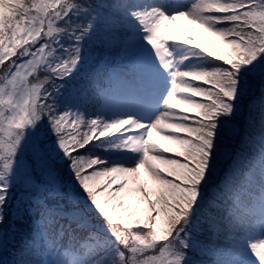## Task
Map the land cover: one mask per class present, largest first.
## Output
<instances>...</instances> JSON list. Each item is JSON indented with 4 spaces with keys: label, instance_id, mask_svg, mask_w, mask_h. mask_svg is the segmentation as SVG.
<instances>
[{
    "label": "trees",
    "instance_id": "obj_1",
    "mask_svg": "<svg viewBox=\"0 0 264 264\" xmlns=\"http://www.w3.org/2000/svg\"><path fill=\"white\" fill-rule=\"evenodd\" d=\"M124 1L0 0V91L9 112L22 95L42 118L41 154L63 173L44 177L63 180L60 191L77 193L85 213L115 219L114 228H97L77 213L73 196L21 194V167L0 170V264H56L67 250L80 253L81 264H257L262 256L249 240L264 203V0L210 4L222 32L197 53L205 68L192 80L197 103L183 106L182 150L166 145L182 166L159 164L158 180L146 176L140 186L141 200L128 194V181L109 189L122 170L112 161L125 149L126 128L99 113L106 93L123 95L132 83L114 69L135 72L127 34L136 28L121 17L134 11ZM69 3L81 8L79 23L58 22L70 16ZM188 152L196 153L193 164L184 161ZM24 158L35 160L28 151ZM11 195L22 204L18 218L14 206L5 208ZM89 240L95 252L86 251Z\"/></svg>",
    "mask_w": 264,
    "mask_h": 264
},
{
    "label": "rangeland",
    "instance_id": "obj_2",
    "mask_svg": "<svg viewBox=\"0 0 264 264\" xmlns=\"http://www.w3.org/2000/svg\"><path fill=\"white\" fill-rule=\"evenodd\" d=\"M46 1L39 0L38 6ZM53 1L55 0H48L49 5ZM157 1L142 0V4L139 2L138 11L142 18L138 20L142 24L143 32L130 38L132 43H154L155 40L157 43L160 42L152 51L149 48H142L139 52H149L156 55L153 63L156 77L151 79L152 88L149 90L146 88L142 93L133 92L132 95L129 94L127 98L130 97L132 100V106L129 108H126L123 102L118 103L117 99L120 98L117 97L110 99L108 106L103 108L106 115L117 123L118 128H128L126 132L129 134L126 143L128 153L126 152L123 159H118L122 162V170L108 180L109 189L117 192L120 189L121 191L125 186L122 184L128 181L131 185L128 194L135 199L138 198V200L142 199L140 186L145 175L154 180L159 178L155 166L163 158L160 143L176 139L175 127L182 123L181 105L196 103L195 96L190 93V78L200 74L201 70L197 65L199 64L198 60L196 61L194 58V45L211 33L220 34L222 32V29L205 15L208 10V3L213 0H192L184 10L177 8L180 5L178 0L176 2L168 0L169 3L163 5L157 4ZM71 2L76 3V0H71ZM65 11L72 12L66 19L64 17L59 19V23H79L82 15L80 7L77 6L72 9L69 3V6L65 5ZM37 15L35 14L34 17L36 18ZM51 18L49 16L44 23H51L48 22ZM40 25L43 23H36L35 29L37 30ZM45 34H50L49 26H47ZM162 38L164 39L163 42L160 41ZM38 40L39 38L35 37V43ZM108 97L110 98V96ZM14 102L15 107L9 112L8 98L3 91H0V170L8 171L21 167L19 173H21L24 183L20 186L19 193L27 195L31 192L39 198H65L67 201L73 196L76 201L73 207L78 214L90 222L95 221L97 228L103 230L114 228L115 219L112 217L104 216L101 218L98 212L95 215L85 213L82 206L78 204L79 195L77 193L64 196L63 192L60 191L63 180L44 177L48 173L60 176L63 173L56 158H53L49 153L41 154L38 123L41 122L42 118L37 116L35 109H29L30 105H27L28 101L22 95L19 103L17 100ZM12 105L14 106V104ZM142 114L150 115L144 116ZM65 142L73 143L64 139ZM60 148L63 149V145ZM24 151H28L34 157V162H27L24 158ZM20 153L22 154L19 157ZM32 163L34 164L32 165ZM30 179L35 180L36 183L28 184ZM12 206H14L13 217L18 218L22 204L16 200L15 196L11 195L5 208L9 211ZM262 221L264 222V216ZM263 222L259 231L254 233L252 240L259 244L260 253L264 256ZM118 237L119 235L116 236V239ZM1 242L2 239H0ZM84 245L88 252L96 251L97 244L94 241L89 240ZM172 252L171 248L164 251L165 260ZM68 257L70 258L66 262L65 259ZM81 259V255L69 251L63 255L61 264H80Z\"/></svg>",
    "mask_w": 264,
    "mask_h": 264
},
{
    "label": "bare ground",
    "instance_id": "obj_3",
    "mask_svg": "<svg viewBox=\"0 0 264 264\" xmlns=\"http://www.w3.org/2000/svg\"><path fill=\"white\" fill-rule=\"evenodd\" d=\"M180 5H183V4H180Z\"/></svg>",
    "mask_w": 264,
    "mask_h": 264
}]
</instances>
